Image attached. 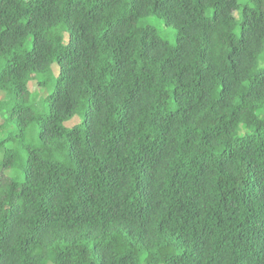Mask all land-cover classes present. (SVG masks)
Wrapping results in <instances>:
<instances>
[{"label": "trees", "instance_id": "obj_1", "mask_svg": "<svg viewBox=\"0 0 264 264\" xmlns=\"http://www.w3.org/2000/svg\"><path fill=\"white\" fill-rule=\"evenodd\" d=\"M263 58L264 0H0V264H264Z\"/></svg>", "mask_w": 264, "mask_h": 264}, {"label": "rangeland", "instance_id": "obj_2", "mask_svg": "<svg viewBox=\"0 0 264 264\" xmlns=\"http://www.w3.org/2000/svg\"><path fill=\"white\" fill-rule=\"evenodd\" d=\"M250 2V0H239L240 5H245L248 4ZM237 16V14H236ZM151 24L158 30L159 35L166 41H168L171 44H175L176 43V38H177V33L176 31L172 28V27H166L165 25L157 22L156 20H151L150 21ZM264 66V58L261 59L260 61V67ZM53 71L54 74L57 75L59 73V68L54 65L53 66ZM32 92H34L35 94H37L40 98L41 97H45L46 96V90L40 88L38 86V84L36 82H33L32 84H30V87ZM0 98H2V94H0ZM3 123V118L2 116H0V124ZM79 120L75 119L74 121H72L71 123H69V126H73L75 124H78ZM2 159V154L0 152V160Z\"/></svg>", "mask_w": 264, "mask_h": 264}]
</instances>
